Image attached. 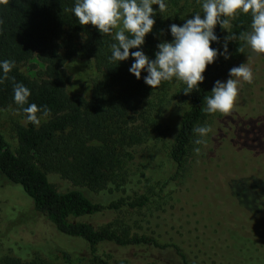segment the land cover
Returning a JSON list of instances; mask_svg holds the SVG:
<instances>
[{
	"label": "trees",
	"instance_id": "trees-1",
	"mask_svg": "<svg viewBox=\"0 0 264 264\" xmlns=\"http://www.w3.org/2000/svg\"><path fill=\"white\" fill-rule=\"evenodd\" d=\"M74 4L75 0H0V60L15 62L8 78L0 83V109L14 107L23 113L13 101L14 83L30 89L29 103L49 109L47 116L41 115L39 125L27 121L26 125L16 127V150L0 132V176L11 185L21 187L36 211L71 239V243L87 247L88 258H79L83 264H119L120 260L108 248L110 244L122 250L141 248L145 255H150L149 249L177 247L176 255L181 256L184 264H190L185 261V252L201 260L195 252L181 251L179 246L157 234L149 226V218L161 209L173 207L175 191H179L184 181L194 178L200 149L196 140H202L195 129L217 114L205 110L206 97L211 95L217 80L229 78V69L247 63L253 54L239 38L241 33L250 30L251 15H237L224 28L216 26L219 43L212 47L222 50L228 33L236 36L228 43L231 58L225 60L221 56L209 65L204 82L185 95L186 85L182 82H162L152 90L143 82L146 73L137 80L128 71L131 56L120 64L109 63L111 45L116 42L113 35L100 34L91 25L80 26L71 11ZM166 4L163 13L154 5L156 23L143 46L150 58H154L158 43L172 40L171 24L182 25L185 19L202 15L198 0H166ZM73 59L94 64L97 76L93 78L90 98L68 92L71 76L66 65ZM30 63L31 70L23 72L22 66ZM173 107L186 109L172 137L165 118ZM241 118L226 122L232 131L231 142L262 151L264 146L259 141L246 142L239 130L244 122L252 126L257 122V127L262 129L264 120ZM161 149L166 159H161ZM139 159L143 162L135 169ZM158 166L159 173L168 178L152 184ZM51 174L58 175L70 187L60 190L51 181ZM231 184L240 205L258 213L259 201L252 193L258 189L264 198V174L254 176L252 182L243 179ZM250 199L255 200L253 206L248 202ZM227 210L229 216L238 215L235 209L228 207ZM238 212L240 221L224 227L223 242L228 243L227 232L238 233L252 241L264 264V227L241 210ZM100 216L111 221L96 227L92 220ZM191 217L188 215L187 222L193 226L200 223L201 219ZM12 230L4 237L0 235V247L47 248L48 244L35 246L12 238ZM66 248L58 250L64 260L62 264H74ZM237 254L238 264H245ZM130 260L123 259L121 263L130 264ZM0 264L53 263L38 254L27 261L5 253L0 255Z\"/></svg>",
	"mask_w": 264,
	"mask_h": 264
},
{
	"label": "rangeland",
	"instance_id": "rangeland-1",
	"mask_svg": "<svg viewBox=\"0 0 264 264\" xmlns=\"http://www.w3.org/2000/svg\"><path fill=\"white\" fill-rule=\"evenodd\" d=\"M247 64L253 73L251 83L242 81L233 108L226 114L217 113L212 120H208L204 126L210 128V131L202 137L199 135L202 140L193 169L194 178L184 181L179 191H175L173 197L176 201L171 202V204L175 203L173 207L161 209L157 215L149 218V226L157 234L166 237L169 243L179 246L181 251L195 252L201 259L185 252V256L187 255L185 261L187 260L190 264L202 262V264H238L237 252L245 264H263L252 241L234 231L227 232V244H224V238H222L226 235L224 227L231 226L232 221L239 223L238 210L264 227V198L259 194L260 190H254L252 193L259 201L256 205L260 210L258 213H252L246 205H244L246 207L240 205L241 201L234 197L231 188L234 180L247 179L252 182L254 176L264 174V149L258 152L234 145L231 142L232 131L226 127V122L232 123L239 117L245 120L257 118L264 120V56L253 53ZM31 68V63L22 66L25 73H28ZM66 70L71 76L68 92L90 98L93 78L97 76L94 64L73 59L67 63ZM185 109V107H173L166 115L165 121L171 129L172 137L178 131ZM241 122L244 121L241 120ZM246 123L244 122L239 130V133L247 140L246 142L257 140L261 146H264V128L257 127V122L255 126ZM26 124L25 116L16 108L0 109V132L14 150L18 147L16 127ZM160 157L166 159L164 149L160 150ZM142 162L139 159L134 168L136 169ZM156 169L158 172L153 175L152 184L168 178L159 173V166ZM50 179L62 191L70 187L58 175L51 174ZM248 202L253 206L255 200L250 199ZM226 205L236 210L238 215H233L235 218L231 214L228 215ZM188 215H192L193 219H201L200 223L193 226V223L187 222ZM92 221L94 226L102 227L106 226L111 219L100 216ZM11 230L12 238L35 246L48 244L47 248L19 246L16 250H10L0 247V255L10 253L30 261L38 254L53 264H62L64 260L58 250L68 247L66 249L71 252L74 264H83L79 258H88L87 247L82 248L71 243V239L59 233L46 217L36 211L32 200L26 196L21 187L11 185L0 176L1 237L9 234ZM108 248L113 253V257L120 260L119 264H122L121 260L130 258L132 259L130 264H184L180 259L181 256L176 255L177 247L171 250H161L158 247L149 249L150 255H145L144 249L141 248L122 250L112 244Z\"/></svg>",
	"mask_w": 264,
	"mask_h": 264
},
{
	"label": "clouds",
	"instance_id": "clouds-1",
	"mask_svg": "<svg viewBox=\"0 0 264 264\" xmlns=\"http://www.w3.org/2000/svg\"><path fill=\"white\" fill-rule=\"evenodd\" d=\"M202 15L195 14L184 20L182 25L175 23L169 26L172 40L157 44L154 58L143 51L145 38L152 33L156 23L153 18L157 11H166V0H75L71 11L80 26L91 25L100 34L113 35L115 43L111 45L109 63L124 62L132 58L128 71L137 80L141 79L152 90L162 82L173 80L186 85L183 93L189 95L194 88L204 82V73L209 65L219 58L230 59L228 43L236 36L228 35L220 48L212 47L219 43L215 28L229 25L230 21L240 14H250V30L240 34V39L251 51L264 56V0H198ZM115 30V31H114ZM137 49L136 51H130ZM243 51V49H240ZM15 67L11 60H0V83L8 78ZM226 81L217 80L206 97V111L209 114L228 113L238 96L240 83H251L252 69L247 63L232 67ZM30 89L22 83H14L13 101L22 109L28 122L39 125L41 115L47 116L49 109L29 103ZM27 105V107H25ZM38 113L40 115H38ZM210 128L197 127L195 132L201 137ZM196 143H201L196 140Z\"/></svg>",
	"mask_w": 264,
	"mask_h": 264
}]
</instances>
